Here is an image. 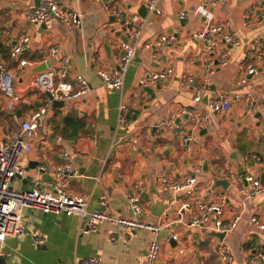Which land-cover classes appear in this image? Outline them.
I'll list each match as a JSON object with an SVG mask.
<instances>
[{
    "label": "crops",
    "instance_id": "crops-1",
    "mask_svg": "<svg viewBox=\"0 0 264 264\" xmlns=\"http://www.w3.org/2000/svg\"><path fill=\"white\" fill-rule=\"evenodd\" d=\"M56 1L81 16L80 28L73 30L55 18L30 23L27 15L40 0H0V61L14 78V94H0L1 140L8 142L21 122L45 105L47 96L32 86L38 74L51 72L55 82L69 81L76 89L78 77L90 85L87 94L47 109L32 151L19 161L25 175L14 180V188L29 190L41 166L48 169L44 175L52 178L57 166L68 164L76 173L69 192L84 196L91 210L165 227L157 237L156 264H220V249L225 245L230 249L227 264H258L259 255L264 254V230L251 220L258 218L264 224V193L248 198L237 179L264 177V0H204L218 1L208 5L212 23L226 28L236 41L226 46L223 35L213 36L217 43L213 59L218 64L227 57V64L212 77L205 72V43L191 37L207 24L197 14L202 0H160L161 14L147 13L145 18L139 12L150 0ZM115 13L124 21L137 15L138 21L146 23L122 91L108 89L97 75L98 70L113 73L122 55L120 41L129 37ZM172 34L176 43L159 45L163 36ZM23 35L30 41L14 59L11 49ZM54 48L58 52L51 56ZM64 58L70 61L66 68ZM23 60L31 65L21 67ZM249 66L256 73L241 83ZM166 68L173 69L167 85L151 92L140 86L147 74ZM64 70L66 76L61 77ZM195 89L201 90L199 102L194 100ZM224 100L230 103L226 112L210 113L212 102ZM121 104L126 105L124 122ZM193 114H208L207 127L195 128ZM75 120L84 125L80 135L63 137L65 122ZM65 151L68 160L62 159ZM36 163L34 170L26 171ZM43 176L42 182H49ZM163 177L170 183L195 177L197 190L193 195L161 192ZM141 191L143 212L135 214L130 198ZM223 199V214L214 216L207 228L187 225L199 215L200 204ZM184 204L189 209L183 210ZM237 216L241 220L233 233L223 240L213 235L216 221L227 223ZM22 226L26 234L0 244L5 264H72L92 257L100 258L101 264H140L154 239L148 228L129 230L109 220L100 222L96 233H83L86 224L79 217L30 209L23 212ZM34 235L46 238V244L35 245Z\"/></svg>",
    "mask_w": 264,
    "mask_h": 264
},
{
    "label": "built area",
    "instance_id": "built-area-1",
    "mask_svg": "<svg viewBox=\"0 0 264 264\" xmlns=\"http://www.w3.org/2000/svg\"><path fill=\"white\" fill-rule=\"evenodd\" d=\"M159 2L160 0L149 1L146 5L149 15L161 14V10L158 6ZM202 2L203 4L197 9V14L202 16L207 24L201 31L193 33L191 37L193 40H201L205 43L202 53L205 61V72L208 77H212L220 66H225L227 64V57H223L218 64L215 59H213L214 54L217 53V43L214 41L213 36L217 34L223 35L226 46L235 45L236 41H234L233 35L229 34L226 28L212 23L213 15L210 10H208V5L214 6L218 1L207 3L202 0ZM115 14L119 18L120 23L124 22L123 25L127 27L129 37L126 38V40L120 41L122 55L119 65L113 73L98 70L97 75L108 89L122 91L125 76L133 63L137 42L142 36L146 23L144 20L138 21L141 18L137 15L133 16L129 21H124L121 14ZM184 17L185 14L182 15V18ZM248 17L249 16L246 15V18ZM51 18L59 20L73 30L82 26L81 16L77 12L60 6L56 0H40L39 6L27 15L28 21L32 24H43ZM137 21L139 24L136 27H131V25L133 26ZM29 41L30 37L28 35L20 36L11 49V57L16 59L19 54L26 49ZM262 41L264 42V38ZM176 42L177 38L172 34L163 36L160 39L159 45L162 46L165 43L173 44ZM226 48L227 47H225V49ZM57 52L58 50L54 48L51 52V56H54ZM154 58L156 59L155 55ZM69 62L68 58H64L62 67L66 68ZM28 65H31V63L24 60L21 61V67H26ZM255 73V68L249 66L245 76L241 79V83H246L249 76H253ZM172 75L173 69L171 68L149 73L141 79L140 86L146 90H150L158 86L167 85ZM65 76L66 71L64 70L61 77ZM77 82L79 84L78 89L69 81L55 82L51 72L47 71L38 74L32 86L35 90L47 96L45 105L34 114L30 120L21 122L18 132L12 135L8 142L0 139V244L7 238H13L27 233L26 229L22 226V216L24 210L30 209L43 214L79 217L84 220L86 224L83 233H96L98 224L104 220H109L112 224L129 230L148 228L154 233V239L150 242L145 255L140 260V264H156L160 252V244L157 237L165 227L162 225L155 227L138 221L116 219L101 209L91 210L88 200L84 196L69 192L71 179L75 177L76 174L70 165L62 164L57 166L52 174V180L47 183H43L41 179L44 174L48 173L47 167L41 166L37 168V176L31 178L32 187L29 190H16L13 186L17 176L23 177L25 175V170L19 164V161L23 156L32 151V140L36 133L45 125L47 109L54 102L66 103L90 91V85L86 80L78 77ZM190 85L191 84H188L187 86L191 87ZM0 94L8 97L14 94L13 75L4 66L2 61H0ZM200 94L201 90L195 89L194 100L196 102L201 100ZM229 108L230 103L226 100L220 103L212 102L209 105L210 113L226 112ZM125 109L126 105L121 104L120 113L122 122H124L122 115ZM191 122L195 128H206L209 124V116L208 114H193ZM166 125L168 124L166 123ZM180 127L181 126L178 128ZM186 141L189 142V138H187ZM62 159H70V155L67 151L63 152ZM237 180L241 187V193H247L248 198L264 193V177L258 179L253 176H241ZM159 185L161 192L193 195L197 190V179L195 177H187L182 182L170 183L166 177H163L159 180ZM143 195L144 192L141 191L130 198L131 208L135 214L143 212L140 206L141 197ZM225 205L226 201L224 199L219 203L200 204L199 215L194 217L187 225L189 227L207 228L214 216H221L223 214ZM102 206L105 207L106 203H102ZM187 209H189V205L184 204L183 210ZM240 220L241 216H237L234 220L227 223L216 221L213 231L215 233L225 234L226 237L236 230ZM180 222L182 221L180 220ZM251 224L259 230H264V224L261 223L258 218H253ZM173 240L177 241L178 236H173ZM33 241L37 246H44L47 239L40 235H34ZM220 255V264H227L230 256V249L227 245L220 249ZM72 264H101V259L95 257L81 258L79 261ZM258 264H264V254L259 255Z\"/></svg>",
    "mask_w": 264,
    "mask_h": 264
},
{
    "label": "water",
    "instance_id": "water-1",
    "mask_svg": "<svg viewBox=\"0 0 264 264\" xmlns=\"http://www.w3.org/2000/svg\"><path fill=\"white\" fill-rule=\"evenodd\" d=\"M147 8L144 6V7H142V9L140 10V12H139V14H140V16H142L143 18H145L146 17V15H147ZM138 52H139V50H138ZM136 53H137V50H136ZM148 92H151V90H148ZM49 98H50V96H49ZM65 102H54V105L55 106H65ZM37 163L36 164H30L29 165V167L26 169V171L27 172H29L30 170H34L36 167H37ZM242 174V173H241ZM17 178L18 179H22L20 176H17ZM43 180L44 181H51L52 180V178L50 177V176H48V175H44L43 176ZM26 184H27V180H23ZM213 235L214 236H217V237H219L221 240H223L224 239V237H225V234H222V233H213ZM0 264H5V262H4V260L1 258V256H0Z\"/></svg>",
    "mask_w": 264,
    "mask_h": 264
},
{
    "label": "trees",
    "instance_id": "trees-1",
    "mask_svg": "<svg viewBox=\"0 0 264 264\" xmlns=\"http://www.w3.org/2000/svg\"><path fill=\"white\" fill-rule=\"evenodd\" d=\"M65 126L63 129V137L68 139H73L78 137L80 134L79 132L83 130L84 125L80 122V120H75V122L72 121H66ZM68 131H71L72 134H67ZM264 252V251H263Z\"/></svg>",
    "mask_w": 264,
    "mask_h": 264
}]
</instances>
